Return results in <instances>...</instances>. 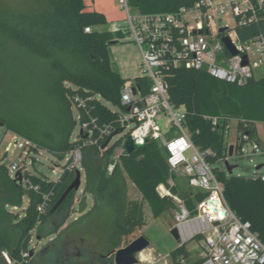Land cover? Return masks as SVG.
Segmentation results:
<instances>
[{
    "label": "trees",
    "instance_id": "16d2710c",
    "mask_svg": "<svg viewBox=\"0 0 264 264\" xmlns=\"http://www.w3.org/2000/svg\"><path fill=\"white\" fill-rule=\"evenodd\" d=\"M128 1L143 13H159L177 11L197 0ZM253 1L256 16L252 18V12H248V21L235 28L241 41L264 35V0ZM107 23L104 13L86 9L85 0H45L42 7L30 12L0 8V44L4 49L7 41L17 50L7 62L0 57V121L7 130L30 140L38 151L43 149L62 156L81 148L85 192L94 197L96 209L102 210L114 200L113 210L118 212L117 200L124 194L120 179L124 171L156 218L174 204L158 190L161 184L169 185L170 177V166L160 141L150 138L134 152L122 154L121 166L118 164L108 174L107 165L123 138L101 150L109 136L102 138L98 145H89L82 135L74 134L77 119L73 108H77L80 122L86 120L85 109L76 101L78 95L85 100L86 108L99 125L111 124L118 128L120 124L118 111L109 108L104 100L120 110L127 109L121 104V90L127 80L111 60L109 42L124 39L128 34L122 30L96 29ZM87 26L93 30L86 32ZM14 66L17 72L12 69ZM166 78L171 103L187 110L186 127L193 143L199 149L216 151L212 162L229 156L225 130L231 121L237 122L238 133L250 134H257L256 123L264 122V77H253L240 85L219 80L203 70L172 68ZM134 82L143 93L149 92L151 81L147 76L140 75ZM214 116L219 118L216 125L208 118ZM217 175L232 209L251 223L252 230L264 242V180L259 176L228 175L219 169ZM106 176L109 182L101 188ZM75 177V170L69 169L56 180L40 173L31 174V180L39 189H26L15 182L7 166L0 163V247L12 260L27 264L23 253L30 251L33 230L53 216L63 217L59 224L65 219L75 190L54 207ZM171 189L179 193L193 211L196 202L206 196L204 192L193 190L182 194L177 186ZM45 195L49 196L48 206L42 212L39 206ZM25 197L28 205L20 217L9 206L22 208ZM117 233L114 243L124 232ZM194 239L201 240V236ZM187 244L171 251L172 264L189 258ZM200 263L201 259L197 264Z\"/></svg>",
    "mask_w": 264,
    "mask_h": 264
},
{
    "label": "built area",
    "instance_id": "2783aa9c",
    "mask_svg": "<svg viewBox=\"0 0 264 264\" xmlns=\"http://www.w3.org/2000/svg\"><path fill=\"white\" fill-rule=\"evenodd\" d=\"M119 2L127 12L129 25L126 29L117 30L128 34L140 47L142 75L150 79L151 87L145 94L134 80L126 81L121 90V104L130 110L118 111V128L111 124L99 125L86 108L85 100L79 95L76 96V101L85 109L86 114V120L80 122L81 129L88 134L83 138L85 143L98 145L102 138L125 127L122 143L116 147L107 165V173L111 174L120 162V156L127 153L125 139L128 135L136 143L143 145L145 139L159 140L164 151L167 147L170 152L169 155L165 152L170 166V177L169 185L161 184L158 190L162 196H169L177 205L175 227L178 229L181 244L201 236L200 264H264V242L252 230L251 223L240 218L232 209L225 197L224 185L217 175V170L221 169L216 168V164L225 162L229 156L212 162L216 151L213 148L199 149L193 143L186 127L187 110L184 106L176 107L171 103L166 78L167 71L172 68L203 70L219 80L240 85L255 77L254 69L264 64V35L241 41L235 30L238 24L248 21V12H252V18L256 16L254 1L197 0L193 5L183 6L177 11H139L134 16L130 13L128 0ZM226 16L231 17L233 25L224 22ZM222 27L227 29L221 32ZM92 30L91 26L85 28L86 32ZM224 36L231 38L238 54L230 53L222 40ZM244 56H247V64L243 63ZM163 117L168 119L165 123L166 130L159 123ZM208 118L214 125L219 121L217 116ZM230 128L229 124L225 130L226 137L230 134ZM12 134L17 139L13 145L20 153L13 163L6 165L5 160L9 157L12 143L3 152L2 141L0 163L7 166L10 177L16 182L18 172H21L20 184L26 189L38 190L39 186L30 178L33 173L29 166L34 165L39 151L27 138L14 132ZM111 145L112 141L107 147ZM234 146V156L252 158L255 154L264 155V146L257 134L239 132ZM104 149L101 147V150ZM69 154L71 158L65 169L82 168V149L75 148ZM258 170L254 176L264 180V173H258ZM179 177L186 179L184 184L187 188L206 193L202 200L196 202L194 211L187 207L179 193H174L171 189L179 187ZM48 199L49 196L45 195V200L39 206L40 211H46ZM9 263L12 264L11 259Z\"/></svg>",
    "mask_w": 264,
    "mask_h": 264
},
{
    "label": "rangeland",
    "instance_id": "374dc122",
    "mask_svg": "<svg viewBox=\"0 0 264 264\" xmlns=\"http://www.w3.org/2000/svg\"><path fill=\"white\" fill-rule=\"evenodd\" d=\"M45 0H0V8L10 9L16 12H30L34 9L43 6ZM86 9L100 10L107 9L112 20H110L103 29H111L112 25L118 26V29L128 28L127 12L122 7L119 0H85ZM130 13L137 15L139 10L136 7L129 6ZM115 14V15H114ZM224 22H229L231 25L234 21L230 16L224 18ZM100 28V27H99ZM102 28V27H101ZM126 38L131 39L126 40ZM125 39L119 40L115 44L109 46L111 51L110 57L113 64L124 66L126 69H131L133 58L138 54L139 63L141 62V51L136 41L129 35ZM1 43V41H0ZM14 45L5 41L4 49L0 44V57H4L6 62L12 55L17 54ZM14 72L18 70L17 66L12 67ZM141 63L132 74L133 77L142 75ZM256 79L264 77V64L254 69ZM7 83V80L4 82ZM104 103L114 111H119L120 108L111 102ZM74 114L77 119V124L74 128V134L79 133L81 123L78 120V110L76 107ZM167 118H161L159 123L163 130ZM230 134L227 137L229 145L236 142L238 134L237 122L231 121ZM257 136L260 138L264 146V122H257ZM122 138V134L113 138L112 144ZM3 141V152L5 147L10 145L9 157L5 160L6 165L13 163L20 150L13 144L17 139L13 138L12 132L0 125V142ZM4 156V154H3ZM34 165H30V170L33 174H43L51 180H56L65 169L67 161L71 158L69 152L62 156L51 153L47 150H40L35 157ZM31 159V158H30ZM252 159V160H251ZM230 164L237 165L232 174L243 176H254L257 172V166L263 164L258 170V173H264V155L255 154L252 158L229 156L227 158ZM121 166V162H118ZM216 168H220L228 172L225 162L217 163ZM82 171V184L78 190L74 192V198L71 206L67 209V215L62 220V216H53L44 223L38 225L32 232V239L29 244L30 251L23 253V258L27 264H81L86 262L93 254H110L112 258L119 248L127 246L140 235H146L150 240V245L137 256L140 260L139 264H172L171 251L178 246V243L171 234V229L176 224V208L177 205L173 201V205L159 217H154L149 203L143 198V195L129 179L128 175L123 171L120 177L124 187V194L117 200L118 212H114L116 201H112L102 210L95 208V200L91 194L85 192V170ZM186 179L184 177L177 178L179 189L182 194H189L190 188L185 186ZM28 205V198H24L22 208L9 206V209L15 214L23 215L25 208ZM61 228V229H60ZM120 228V229H119ZM60 229L55 235L54 233ZM114 236L117 231L123 236L116 243H112L109 239L111 233ZM189 251V258L180 262V264H197L201 259V241L199 239L190 240L186 246ZM6 252V251H5ZM146 252V253H145ZM10 257L9 253L6 252ZM146 254V255H145ZM11 259V257H10ZM110 259H100L101 264H109ZM12 264H18L12 260ZM115 263V262H114Z\"/></svg>",
    "mask_w": 264,
    "mask_h": 264
},
{
    "label": "water",
    "instance_id": "95a60500",
    "mask_svg": "<svg viewBox=\"0 0 264 264\" xmlns=\"http://www.w3.org/2000/svg\"><path fill=\"white\" fill-rule=\"evenodd\" d=\"M227 28L226 27H222L220 30L221 32L225 31ZM224 44L226 45L227 49L230 51V53L232 55H236L238 54V50L235 46V44L232 42L231 38L229 36H224L222 38ZM118 40H112L110 41V45L111 44H115L117 43ZM244 64L248 63V59L247 56H244ZM127 110H130V108H127ZM0 125H2V122L0 121ZM125 127H121L119 129L114 130L108 137V139L105 141V143L103 144L102 148H106L109 143L112 141V139L117 136L120 135L124 132ZM79 134L82 135V137L86 138L88 136L87 133H84L83 129H80ZM149 139H145L144 144L148 142ZM143 146L142 143H136V141L134 140V138L131 135H128L125 139V148L127 153H132L135 151L136 148ZM229 156H233L234 153V145L231 144L229 147ZM165 152L166 154H170L168 148H165ZM226 164V168L228 170L229 173L232 174L234 168L237 165H232L229 163L228 160L225 161ZM263 166V164H260L257 166V169H260ZM76 177L75 179L70 183V185L68 186V188L66 189V191L63 193V195L61 196V198L59 199V201L57 202V204L55 205L54 208H57L68 196V194L72 191V190H78L82 184V171L81 169H76ZM19 177H18V183H21L22 180V176H21V172H18ZM16 182V180H15ZM109 182V177L106 176L101 184L100 187L101 188H105L107 186ZM171 234L174 237V239L176 240V242L178 243V245H181V239L179 236V232L178 229L176 227H173L171 229ZM150 245V240L149 238L142 234L139 237H137L135 240H133L131 243H129L127 246L120 248L116 251L115 253V262L116 264H139L140 260L139 258L136 256L137 254L141 253L142 251H144L146 248H148ZM9 259L10 257L8 256V254L0 247V264H10L9 263Z\"/></svg>",
    "mask_w": 264,
    "mask_h": 264
},
{
    "label": "crops",
    "instance_id": "0c3cea01",
    "mask_svg": "<svg viewBox=\"0 0 264 264\" xmlns=\"http://www.w3.org/2000/svg\"><path fill=\"white\" fill-rule=\"evenodd\" d=\"M87 10H90V9H87ZM97 11H100L102 13L105 14L106 18H107V21L109 22L110 20H112V15H110V13L108 12L107 9H100V10H97ZM115 15V14H114ZM106 25V24H105ZM105 25H102V26H98L96 27L97 30H106V29H103ZM100 27V28H99ZM102 27V28H101ZM118 29V26L116 27V25H112V28L111 29H108V30H112V31H115ZM120 29V28H119ZM125 39V38H124ZM126 40H130L131 39H128L126 38ZM140 48V47H139ZM141 51V50H140ZM109 52L111 53V51L109 50ZM139 55L137 54L135 58H133V62H132V67L131 69H126L124 66H119V65H116L114 64V66L116 67V69L119 71L120 75L122 76V78L126 79L127 81H132L134 80L136 77H131L133 76L132 74L135 72V70L137 69V67H139ZM257 124V123H256ZM237 137V136H236ZM260 139V138H259ZM262 143V142H261ZM234 145V144H233ZM263 145V144H262Z\"/></svg>",
    "mask_w": 264,
    "mask_h": 264
},
{
    "label": "flooded vegetation",
    "instance_id": "af4514ba",
    "mask_svg": "<svg viewBox=\"0 0 264 264\" xmlns=\"http://www.w3.org/2000/svg\"><path fill=\"white\" fill-rule=\"evenodd\" d=\"M61 229V228H60ZM60 229H57V231L54 233L55 235L58 233V231H60ZM110 233H111V235H110V237H109V239H110V241H111V238L113 237L112 235H113V233L110 231ZM116 236V235H115ZM114 236V238H116ZM112 242V241H111ZM115 241H113L112 243H114ZM123 248V247H122ZM120 249V248H119ZM117 251V250H116ZM116 253V252H115ZM138 255V254H137ZM136 255V256H137ZM138 257V256H137ZM102 258H107V259H110L111 260V262H109V264H116V262H115V254H114V256L112 257V258H110V254H104V253H101V254H93V255H91L90 256V258L86 261V262H83V263H81V264H101V262H100V259H102ZM109 260V261H110ZM115 262V263H114ZM140 263V262H139ZM105 264V263H104Z\"/></svg>",
    "mask_w": 264,
    "mask_h": 264
},
{
    "label": "bare ground",
    "instance_id": "6f19581e",
    "mask_svg": "<svg viewBox=\"0 0 264 264\" xmlns=\"http://www.w3.org/2000/svg\"><path fill=\"white\" fill-rule=\"evenodd\" d=\"M143 253V252H142ZM146 253V252H145ZM146 255V254H145Z\"/></svg>",
    "mask_w": 264,
    "mask_h": 264
}]
</instances>
